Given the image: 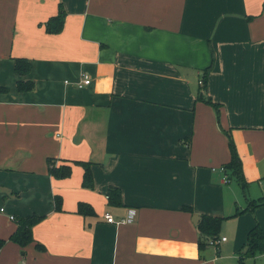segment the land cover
<instances>
[{
	"label": "crops",
	"instance_id": "1",
	"mask_svg": "<svg viewBox=\"0 0 264 264\" xmlns=\"http://www.w3.org/2000/svg\"><path fill=\"white\" fill-rule=\"evenodd\" d=\"M0 85V264H240L248 231L264 233V205L246 208L264 196V0H0ZM226 131L245 190L222 168ZM48 158L90 161L92 187L79 164L52 176ZM129 208L131 221L104 217ZM32 213L33 241L10 240ZM203 215L224 218L225 239L199 248Z\"/></svg>",
	"mask_w": 264,
	"mask_h": 264
},
{
	"label": "trees",
	"instance_id": "2",
	"mask_svg": "<svg viewBox=\"0 0 264 264\" xmlns=\"http://www.w3.org/2000/svg\"><path fill=\"white\" fill-rule=\"evenodd\" d=\"M65 11L61 5H59L58 11L56 14L50 16L45 22L44 27L45 30L49 33H55L62 29L63 21H64ZM211 64L204 70L202 75V88L205 85V79L207 77L208 70L210 69ZM14 69L18 75H25L30 70V62L26 58L17 57L14 59ZM18 91H27L33 87V82L29 79H22L19 78L16 83ZM6 88L0 85V93L4 92ZM198 98L202 99L203 101L210 103L214 106L216 110H218V103L213 102L208 97H202L201 91L198 93ZM224 131V129L222 128ZM228 136V147L230 151V158L228 162H226L222 168L224 170H229L231 175H233L240 185L242 190L246 189L247 182L242 173V166L241 160L238 156L236 151V147L234 142L229 134L226 131ZM72 164H79L83 167V175H82V186L90 188L93 185V177L91 173V162L84 161V160H67L66 162H62L56 164L54 160L51 158L47 159L48 165V172L52 176L56 178H62L70 175L71 173V166ZM107 200L111 203H119L120 201V191L116 188L110 187L107 191ZM258 204L264 205V196L258 197L257 199H250L248 200L247 209H253ZM54 208L56 210L61 209V200L58 196L54 198ZM190 209L189 207H186ZM77 212L83 215L91 214L93 210L91 206L86 202H79L77 204ZM236 211L235 213H238ZM43 216L37 215L35 213L28 214L25 216H18L16 220V228L15 230L9 235V239L13 240L14 242L20 245H26L29 242L33 241L32 236V227L36 224ZM224 218L219 216L213 215H203L200 219L198 224L199 230L201 233V239H199L198 246L199 248H203L207 243H209V238H217L218 231L221 225V222ZM206 236H208L206 238ZM207 239V240H206ZM5 238L0 237V248L4 244ZM35 245L39 248H42V245L39 243H35ZM258 252H264V233L262 228L255 224L247 233L246 242L243 245V248L239 251V263H243V259L245 257L254 256Z\"/></svg>",
	"mask_w": 264,
	"mask_h": 264
},
{
	"label": "built area",
	"instance_id": "3",
	"mask_svg": "<svg viewBox=\"0 0 264 264\" xmlns=\"http://www.w3.org/2000/svg\"><path fill=\"white\" fill-rule=\"evenodd\" d=\"M89 82H90V78H89V76L84 75V76L81 78V80L78 82V86H82V85L87 84V83H89ZM135 213H136V209H135V208H129V209L127 210V214H126V216L123 217V218H120L119 220H116V219L113 217V215H112L111 213H109V212H105V213H104V217H105L106 221H108V222H117V221H124V222H127V221H131V220H133V218H134V216H135ZM10 217L12 218L13 216H10ZM224 239H225L224 236H223V237H217V238H210V239H209V243H210V244H213V245H216L217 243H219L220 240H224ZM21 264H25V263H21Z\"/></svg>",
	"mask_w": 264,
	"mask_h": 264
}]
</instances>
